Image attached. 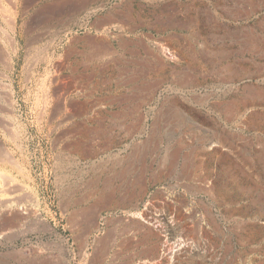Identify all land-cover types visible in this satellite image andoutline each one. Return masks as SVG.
<instances>
[{"label":"rangeland","instance_id":"obj_1","mask_svg":"<svg viewBox=\"0 0 264 264\" xmlns=\"http://www.w3.org/2000/svg\"><path fill=\"white\" fill-rule=\"evenodd\" d=\"M133 159L188 193L174 263L264 264V0H0V264H69L65 210Z\"/></svg>","mask_w":264,"mask_h":264},{"label":"crops","instance_id":"obj_2","mask_svg":"<svg viewBox=\"0 0 264 264\" xmlns=\"http://www.w3.org/2000/svg\"><path fill=\"white\" fill-rule=\"evenodd\" d=\"M128 123L124 115H96L89 117V133L142 132ZM135 162L109 171L107 182L126 181L124 188L89 189L80 195L88 199L85 205L65 210L69 264H189L188 257L174 263L161 256L164 239L173 233L174 215L183 216L178 224L189 223L188 193L182 190L175 203L172 192L151 190L157 175Z\"/></svg>","mask_w":264,"mask_h":264},{"label":"built area","instance_id":"obj_3","mask_svg":"<svg viewBox=\"0 0 264 264\" xmlns=\"http://www.w3.org/2000/svg\"><path fill=\"white\" fill-rule=\"evenodd\" d=\"M169 239H170V237H167L163 241V245H162V249H161V256L163 258H167L168 257V259H173L174 250L172 251V255L169 256L170 255V251H169V249H170V243L168 242ZM178 249H180V248L176 247L175 248V251H177Z\"/></svg>","mask_w":264,"mask_h":264},{"label":"bare ground","instance_id":"obj_4","mask_svg":"<svg viewBox=\"0 0 264 264\" xmlns=\"http://www.w3.org/2000/svg\"><path fill=\"white\" fill-rule=\"evenodd\" d=\"M15 32H16V31H15ZM57 111H58V110H57ZM121 113H122V112H121ZM154 129H155V128H154ZM128 130H129V129H128ZM133 158H134V156H133ZM17 197H18V196H17ZM10 198H11V197H10ZM11 201H12V200H11ZM15 202H16V201H15ZM1 203H2V202H1ZM8 205H9V204H8ZM10 205H11V204H10ZM10 205H9V206H10ZM9 206H8V207H9ZM6 207H7V206H6ZM38 215H39V214H38ZM19 218H20V217H19ZM182 248H183V247H182ZM182 248H181V249H182Z\"/></svg>","mask_w":264,"mask_h":264}]
</instances>
